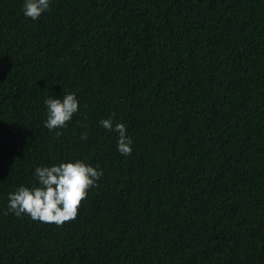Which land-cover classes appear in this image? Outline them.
<instances>
[{
	"label": "trees",
	"instance_id": "16d2710c",
	"mask_svg": "<svg viewBox=\"0 0 264 264\" xmlns=\"http://www.w3.org/2000/svg\"><path fill=\"white\" fill-rule=\"evenodd\" d=\"M67 159L103 173L74 220L5 214ZM0 264H264V0H0Z\"/></svg>",
	"mask_w": 264,
	"mask_h": 264
},
{
	"label": "clouds",
	"instance_id": "9594fccd",
	"mask_svg": "<svg viewBox=\"0 0 264 264\" xmlns=\"http://www.w3.org/2000/svg\"><path fill=\"white\" fill-rule=\"evenodd\" d=\"M51 0H22V13L26 18L36 21L42 13L50 10ZM46 106V118L43 126L49 131L66 127L73 115L78 112L76 94L65 91L60 97L49 96L43 101ZM99 125L117 133V151L124 156L132 151V139L126 135V126L111 117L99 120ZM86 140V134H81ZM99 166H93L82 159L61 160L45 166H36L33 170L35 183L19 185L7 194L5 214L16 216L27 214L31 219L42 223H55L57 226L77 217L78 206L86 198L88 190L96 186L102 176Z\"/></svg>",
	"mask_w": 264,
	"mask_h": 264
}]
</instances>
